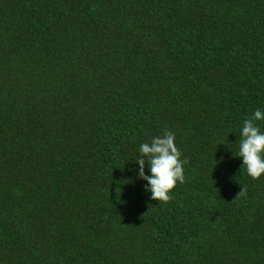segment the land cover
Wrapping results in <instances>:
<instances>
[{
	"label": "trees",
	"instance_id": "obj_1",
	"mask_svg": "<svg viewBox=\"0 0 264 264\" xmlns=\"http://www.w3.org/2000/svg\"><path fill=\"white\" fill-rule=\"evenodd\" d=\"M256 109L264 0H0V264H264ZM165 129L167 204L135 161Z\"/></svg>",
	"mask_w": 264,
	"mask_h": 264
},
{
	"label": "clouds",
	"instance_id": "obj_2",
	"mask_svg": "<svg viewBox=\"0 0 264 264\" xmlns=\"http://www.w3.org/2000/svg\"><path fill=\"white\" fill-rule=\"evenodd\" d=\"M264 122V111L256 109L252 116L243 121L239 135L238 154L242 157L243 168L248 176L258 180L264 175V131L257 122ZM175 133L165 129L160 135L154 136L151 142L140 145L139 177L147 181L146 191L151 193V199L167 204L174 199L173 192L179 184L186 182L185 165L187 158L176 144ZM148 166L151 175L146 174ZM246 189L239 193L243 195Z\"/></svg>",
	"mask_w": 264,
	"mask_h": 264
}]
</instances>
